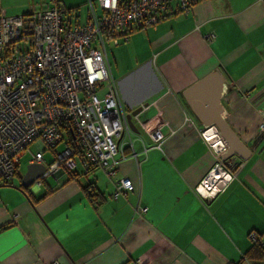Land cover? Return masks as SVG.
<instances>
[{"label":"crops","instance_id":"obj_1","mask_svg":"<svg viewBox=\"0 0 264 264\" xmlns=\"http://www.w3.org/2000/svg\"><path fill=\"white\" fill-rule=\"evenodd\" d=\"M87 1L0 0V15L56 5L81 22ZM107 44L123 108L142 107L132 147L123 141L112 176L77 163L40 185H0V264H249V233L264 236V0H197L188 13ZM213 71L223 80L216 106L249 154L231 157L234 179L203 200L194 186L214 152L183 91ZM123 177L132 188L114 196Z\"/></svg>","mask_w":264,"mask_h":264},{"label":"built area","instance_id":"obj_2","mask_svg":"<svg viewBox=\"0 0 264 264\" xmlns=\"http://www.w3.org/2000/svg\"><path fill=\"white\" fill-rule=\"evenodd\" d=\"M196 2L88 0L81 22L56 5L0 15V185L14 177L31 144L36 150L29 152V163L46 167L37 185L58 170L71 173L77 163L85 171L98 167L112 176L117 154L124 156L123 141L129 147L132 143L126 121L130 111L118 96L106 43L116 44L132 29L145 30L168 16L188 13ZM209 128L218 135L214 126L202 128L200 135L208 146ZM259 130L264 132V123ZM154 136L149 133L159 147ZM225 149H212L213 163L194 186L203 200L223 192L234 179L237 163L220 158ZM45 151L52 155L50 163L44 160ZM131 188V181L123 177L113 195ZM249 237L257 239L253 232Z\"/></svg>","mask_w":264,"mask_h":264},{"label":"water","instance_id":"obj_3","mask_svg":"<svg viewBox=\"0 0 264 264\" xmlns=\"http://www.w3.org/2000/svg\"><path fill=\"white\" fill-rule=\"evenodd\" d=\"M222 77L218 71H213L193 84L186 87L183 96L196 118L204 126H214L218 135L226 142V149L220 158L227 159L237 157L245 160L249 154L246 145L227 123L216 106V100L222 90ZM139 106L126 114V121L130 129L136 130L132 117L141 111ZM46 167L40 163H28L26 171L21 178L22 186H30L45 171ZM209 200V199H207Z\"/></svg>","mask_w":264,"mask_h":264},{"label":"trees","instance_id":"obj_4","mask_svg":"<svg viewBox=\"0 0 264 264\" xmlns=\"http://www.w3.org/2000/svg\"><path fill=\"white\" fill-rule=\"evenodd\" d=\"M66 11L72 12L74 11V9L70 8L66 9ZM16 174L17 172L14 176H16ZM83 189L86 192L87 196L92 200L95 196L98 195L95 187L91 184L87 185ZM244 260H246L249 264H264V236H258L257 239L252 242L251 249L245 255Z\"/></svg>","mask_w":264,"mask_h":264},{"label":"rangeland","instance_id":"obj_5","mask_svg":"<svg viewBox=\"0 0 264 264\" xmlns=\"http://www.w3.org/2000/svg\"><path fill=\"white\" fill-rule=\"evenodd\" d=\"M106 49H107V53L109 52V44L106 45ZM35 144H31L28 148V151L30 153H34L35 152ZM61 148V146H58L57 147V151ZM29 152H26L21 158H20V161H19V166H18V173L16 176H14L12 179L13 181L17 182L19 181L20 178H22L23 174L25 173V169H26V166H27V162H28V159L30 158V153ZM45 155L51 157V154L48 152V151H45ZM52 159V158H51Z\"/></svg>","mask_w":264,"mask_h":264},{"label":"bare ground","instance_id":"obj_6","mask_svg":"<svg viewBox=\"0 0 264 264\" xmlns=\"http://www.w3.org/2000/svg\"><path fill=\"white\" fill-rule=\"evenodd\" d=\"M213 130L214 129H211L207 133L205 132V135L210 143V147L216 152L223 151L226 148V142L222 137L215 134Z\"/></svg>","mask_w":264,"mask_h":264}]
</instances>
